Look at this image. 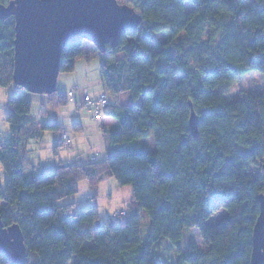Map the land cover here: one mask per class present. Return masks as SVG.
Wrapping results in <instances>:
<instances>
[{
  "label": "trees",
  "instance_id": "obj_1",
  "mask_svg": "<svg viewBox=\"0 0 264 264\" xmlns=\"http://www.w3.org/2000/svg\"><path fill=\"white\" fill-rule=\"evenodd\" d=\"M125 1L141 25L117 47L98 53L103 89L132 98L131 106L103 111L118 122L108 133L107 158L60 163L39 177L29 172V141L58 135L62 127L36 122L31 101L22 92L14 95L7 102L10 140L0 145V220L5 228L19 227L28 254L22 264H31V255L38 264H158L152 252L163 239L176 250L175 264H250L264 193V92L232 102L225 94L252 72L264 77V0ZM14 37V19L0 20L4 89L14 86ZM85 54L83 41L67 44L59 73H72ZM67 103V96L55 93L47 108ZM189 104L198 117L197 138L189 127ZM150 139L153 150L144 143ZM105 178L133 191L119 223L99 221L95 190ZM82 181L92 203L76 211L62 201L77 194ZM225 184L233 190L219 188ZM222 210L226 215L217 225L207 224ZM142 212L149 219L145 241ZM190 230L206 250L192 239L181 248ZM0 264L9 263L0 256Z\"/></svg>",
  "mask_w": 264,
  "mask_h": 264
},
{
  "label": "water",
  "instance_id": "obj_2",
  "mask_svg": "<svg viewBox=\"0 0 264 264\" xmlns=\"http://www.w3.org/2000/svg\"><path fill=\"white\" fill-rule=\"evenodd\" d=\"M14 19L13 85L26 93H56L63 48L86 41L98 53L115 48L122 37L134 33L141 16L117 0H12L0 4V20ZM189 127L198 136V117L191 104ZM0 256L9 264H22L28 254L17 225L5 228L0 220ZM250 264H264V193L252 233Z\"/></svg>",
  "mask_w": 264,
  "mask_h": 264
},
{
  "label": "rangeland",
  "instance_id": "obj_3",
  "mask_svg": "<svg viewBox=\"0 0 264 264\" xmlns=\"http://www.w3.org/2000/svg\"><path fill=\"white\" fill-rule=\"evenodd\" d=\"M252 0H246V5H251ZM119 4L128 5L125 0H118ZM129 6V5H128ZM95 49L90 43L83 41V49L88 56L79 59L76 64L74 71L72 73L60 74L57 80L56 91L67 96L69 92H73L75 96L74 103H67V106L56 110L47 109L45 106H40L38 102H32L31 114L36 117L48 119L49 123L57 121L60 125L64 127L67 134L71 138H75L72 125L76 123L84 127L82 139H86L91 135H95V129L97 127V122L91 120V112L84 106L83 98L84 91L88 90L89 97L93 100L98 98L101 93H104L108 100L117 98L119 104L123 106H131L132 98L128 92L122 93L117 96L110 95L107 93L103 86H101V75L100 69L102 61L99 57L98 52L90 54V49ZM96 50V49H95ZM118 58H121L119 56ZM16 86H11L9 89L0 88V145H6L10 140L9 126L6 123V118L8 116L7 102L8 99L16 95ZM264 92V77L258 72H252L244 77H242L238 82L232 84L228 87L225 97L227 102H232L240 99L241 97L253 95L257 93ZM22 96L25 98H34L32 94L22 91ZM37 96V95H35ZM40 96V95H38ZM45 97V96H44ZM46 98V97H45ZM114 101H117L116 99ZM78 104V105H76ZM45 111V112H44ZM46 121V122H47ZM49 136L47 143L45 142L46 153L44 155L45 168L39 170L36 174L37 177L44 175L50 171H53L55 166V156L53 154L54 145V134L46 133ZM148 149L153 150L154 144L153 140H146L144 142ZM60 152H64V149L58 148ZM92 151L88 152L91 153ZM61 157L66 155V152L59 154ZM101 156H104L101 154ZM1 174L5 178V173L1 169ZM1 177V184L4 186V179ZM221 190L232 191L233 185L225 184L219 186ZM91 189L86 181H82L79 184V189L77 194L68 197L64 202L75 203V210L80 211L89 205H91ZM133 191L130 186L120 187L114 178H105L95 190V201L98 207L99 221L100 223H119L126 217V210L128 209V204L132 198ZM1 206V205H0ZM121 212L125 213L124 217H115L114 214H119ZM226 212L220 211L211 217L207 224L217 225L223 217H225ZM149 229V219L144 212L141 213V237L145 241ZM192 239L196 246L201 250H206L207 247L200 239L199 234L196 230H190L185 233L184 242H181V248L185 249L186 243ZM152 256L158 264H175L176 250L170 246L167 239L161 240L153 248ZM29 258V257H28ZM31 264H38V259L36 255L30 256ZM69 264H73L72 262Z\"/></svg>",
  "mask_w": 264,
  "mask_h": 264
},
{
  "label": "crops",
  "instance_id": "obj_4",
  "mask_svg": "<svg viewBox=\"0 0 264 264\" xmlns=\"http://www.w3.org/2000/svg\"><path fill=\"white\" fill-rule=\"evenodd\" d=\"M96 53L97 52L94 48L92 50L90 49V54L95 55ZM86 56H88L87 53L85 54L84 57H86ZM101 86H102V81H101ZM20 92H22V91H17L16 94H18ZM84 92H87V94L89 95L88 90H85ZM56 93H58V92L56 91ZM69 93H71V92H69ZM101 95H105V94L101 93L99 96H101ZM33 97L34 98H26V99L31 101V103L33 101H36V102H38V104H40V106L47 107V104H48V97L47 96H45L46 98L44 96H35V95ZM115 99L117 101H114ZM115 99L108 100L109 105L123 106V105L119 104V101L117 98H115ZM74 102H75V96H74L73 102H70V103H74ZM76 105H78V104H76ZM61 108H63V107H58L55 109L59 110ZM31 110H32V108H31ZM31 116L38 123H49L47 121L48 119L36 117V116H33L32 114H31ZM91 120H93V118H91ZM52 123H56L57 125L62 127V131L58 135L54 136L53 145H54L55 151H53V154L55 156V161H57V163L56 162L54 163V166H57L60 163L68 164V165L69 164L84 165V164H88L91 162H94V163L103 162L107 158V155L109 153V148H108V143H107L108 133L111 130H116L118 128V122L116 120H114L111 117L103 116V119L101 121L97 122V124H99V123L100 124L97 125V127L95 129L96 134L91 135L90 137H88L86 139H82L81 136H83L84 127L81 126L80 124L76 123L75 125H72V130L75 133L74 135L78 136V137L71 138L67 134L64 127L62 125H60L56 120L53 121ZM61 133H66L71 139V149L69 151L64 150V152H66V155H64L63 157H61L59 154L64 153V152H60L57 150L58 148L63 149V147L61 146V144L59 142V136ZM48 137L49 136H46V133H45L40 138H38L36 140L29 141V143L27 145L25 159L27 162L29 172H31L35 176L39 170H42L46 167L45 166L46 162H44V155L46 153L45 142L47 143ZM90 151H92V152L88 153ZM103 152H104V156H101V154H103ZM2 176L3 175L1 174V177ZM3 179H4V176H3ZM78 189H79V185H78ZM62 203L63 204H69V203L75 204L74 201L66 203V202H64V200L62 201ZM95 203H96V201H95ZM96 206H97V203H96Z\"/></svg>",
  "mask_w": 264,
  "mask_h": 264
},
{
  "label": "built area",
  "instance_id": "obj_5",
  "mask_svg": "<svg viewBox=\"0 0 264 264\" xmlns=\"http://www.w3.org/2000/svg\"><path fill=\"white\" fill-rule=\"evenodd\" d=\"M68 101L73 102L74 94L71 92L68 94ZM84 106L91 112L94 121L98 122L103 119V111L109 106L106 95H101L96 99L89 97L87 92H84L83 98ZM59 142L64 150L69 151L71 149V139L66 133H61L59 136ZM115 217H124L125 213L114 214Z\"/></svg>",
  "mask_w": 264,
  "mask_h": 264
}]
</instances>
